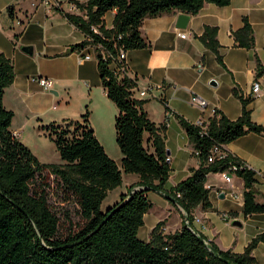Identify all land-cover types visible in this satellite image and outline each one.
<instances>
[{"label": "trees", "instance_id": "trees-1", "mask_svg": "<svg viewBox=\"0 0 264 264\" xmlns=\"http://www.w3.org/2000/svg\"><path fill=\"white\" fill-rule=\"evenodd\" d=\"M230 1L69 0L77 14L53 8L84 37L69 51L86 50L97 62L100 84L116 108L114 136L121 154L119 166L97 140L87 111L79 121L38 127L53 142L61 161L41 163L11 129L14 114L4 107L3 97L14 81V67L0 53V264H258L252 253L264 242V234L251 239L242 253L222 251L193 232L183 214L181 227L173 233H165V221H160L147 241L137 237L144 216L152 208L147 193L154 191L180 207L190 221L194 209L211 207L207 176L223 173L232 165L243 184V216L264 214V200H257L254 189L255 173L245 163L230 154L208 163L214 147L222 150V146L248 134H264V127L251 120L248 106L252 99L232 90L241 104L240 116L233 121L215 111L199 127L177 116L198 167L189 169L188 177L164 190L172 171L165 147L166 125L149 119L144 110L146 101L135 97L137 79L128 76L127 61L119 58L150 47L141 33L144 20L171 13L194 16L205 4L224 7ZM6 11L12 19L15 6H8ZM111 12L112 26L106 28L105 16ZM20 25L24 29L25 22ZM21 32L12 38L17 39ZM217 33L216 27L206 26L197 39L225 69ZM231 37L235 48L255 47L253 30L245 17ZM256 62L259 78L264 67ZM122 174L135 175L138 181L102 210L107 193L121 186ZM52 196L60 204L75 205L82 219L76 230L61 231L60 219L49 202Z\"/></svg>", "mask_w": 264, "mask_h": 264}, {"label": "crops", "instance_id": "crops-1", "mask_svg": "<svg viewBox=\"0 0 264 264\" xmlns=\"http://www.w3.org/2000/svg\"><path fill=\"white\" fill-rule=\"evenodd\" d=\"M68 1L32 0L30 7H25L23 0H0V53L14 67V81L4 92L3 104L14 114L11 128L15 124L12 131L21 142L29 129L38 130L41 125L68 119L70 107L75 104L79 120L85 111L89 112V124L105 150L102 140L108 141L114 136L116 108L100 84L93 54H90V60L79 62V57L88 52L69 51L71 45L81 42L84 37L51 9L56 2L63 11L77 14ZM10 5L15 6L12 19L6 11ZM113 15L111 12L105 16L106 28H111ZM178 15L180 13H171L144 20L141 33L150 47L126 53L128 76L137 79L138 91L145 90L152 98L156 97L163 108L157 109V116H152L149 107L144 110L152 122L166 125L165 147L170 166L178 163L180 168L175 178L179 175L182 178L171 184L170 175L164 190L188 177L189 169L198 167V159L192 155V145L179 126L177 116L192 124L207 123L215 111H220L229 120H236L241 113V104L232 95V90L236 89L252 99L248 106L251 120L264 127V73L256 77V60L264 67V0H231L224 7L205 4L198 14L188 15L184 30L176 28ZM244 17L253 30V50L235 48L231 37L232 31L241 28ZM22 21L25 22L24 29L20 25ZM206 26L218 30L217 40L225 69L197 39ZM178 31L185 32L187 38L176 37ZM20 32L14 40L13 35ZM21 46L30 47L32 53H23ZM39 78L52 81V88L44 90L40 87ZM255 82L260 90L257 95H252ZM138 91L135 94L138 100L146 97H141ZM193 96L203 99L206 107L199 109L192 105ZM169 139H172V145ZM222 151L236 157L255 173L256 197L258 201L264 200V134L243 136L222 146ZM228 175L230 177V173ZM231 175L230 183H225L219 173L207 176L211 207L194 209L192 219H198L200 223H194L193 229L219 250L242 253L251 239L264 234V214L243 216V184L235 174ZM173 206L178 214L177 222L170 229L167 213L165 233H173L181 227L183 212ZM224 215L228 217L226 220ZM252 254L258 264H264V242L259 243Z\"/></svg>", "mask_w": 264, "mask_h": 264}, {"label": "rangeland", "instance_id": "rangeland-1", "mask_svg": "<svg viewBox=\"0 0 264 264\" xmlns=\"http://www.w3.org/2000/svg\"><path fill=\"white\" fill-rule=\"evenodd\" d=\"M31 1L32 0H23L24 6L30 7ZM141 100H146L144 107L150 108V112L152 116H157L158 114L157 109L161 108L163 110V108L161 107V104L157 101V98L156 97L152 98V96L149 93H146V97L141 98ZM8 103L9 102L6 103L7 106H8ZM70 108H71L70 109L71 111L67 114V117H66L68 119L62 120L59 122L56 121V123L64 125L66 121H70V120L79 121V118H77L78 107L75 104H72ZM13 128H15V124H13ZM25 133L26 134L23 137H21V139L24 141L22 143L29 148V150L33 153V155L41 163H47V164H60L61 163L59 156L55 150V146L53 142H51L48 138H46L42 132H39L37 129L36 130L29 129V131ZM171 140L172 139H169L168 141L170 145H172ZM102 142L105 146L106 154L109 156V158H111L119 166L121 154L116 145L115 136H113V138L111 139L109 138L108 141L102 140ZM171 169L172 171L170 173L171 175L170 183L172 184L180 180V178L182 177L181 175H179V177L175 178L177 173L180 172L178 163H173ZM216 177L218 178V176ZM230 177H232L231 174H230ZM50 180H52L51 177H50ZM137 181L138 179L135 175L122 174L121 186L107 193V196L103 200L100 208L102 210H105L106 207L111 206L113 203L117 202L119 200V196L122 193L124 194L127 188L130 185L136 183ZM147 194H148V198L150 202L152 203V208L144 216V224L138 230L137 237L141 241L148 240L151 228L158 222L164 221V218L167 217V213H169L168 215H170L169 218L168 217L166 218L168 219L167 224L170 229L174 227L175 223L177 222V217H178L177 211L175 207L173 206V204L166 201L163 197H161L154 191H150ZM49 202L52 205L53 209L56 211L60 219V227H61L62 232H68V230H76V228L82 224V219L80 218L78 210L75 207V205L60 204L58 202V199L54 196L50 197Z\"/></svg>", "mask_w": 264, "mask_h": 264}, {"label": "built area", "instance_id": "built-area-1", "mask_svg": "<svg viewBox=\"0 0 264 264\" xmlns=\"http://www.w3.org/2000/svg\"><path fill=\"white\" fill-rule=\"evenodd\" d=\"M60 4L58 3H53L51 9H53L54 7H59ZM71 9H75L74 5L72 4ZM176 37L180 38V39H186L187 38V34L183 31H178L176 32ZM120 59H126V55L121 54ZM90 60V54H85L79 57V62H83V61H88ZM124 72V69L122 70ZM38 85L40 87H42L44 90H50L52 88V81L46 79V78H39L37 79ZM260 90V86L257 82H255L252 85L251 88V92L252 95H257L258 92ZM138 91V90H137ZM139 95L141 97H144L146 95V91H138ZM191 104L194 105L195 107L199 108V109H204L206 107V102L201 99L200 97L197 96H193L192 100H191ZM195 125L202 127L203 125H205V123L199 121L197 122ZM226 156V153H224L219 147H214L211 151V155L208 158V163H212L213 160L215 158L217 159H224V157ZM246 166V165H245ZM247 167V166H246ZM248 168V167H247ZM249 169V168H248ZM237 170V167H235L234 165L230 166V168L228 170H226L223 173H219L222 177V179L224 180L225 183H230L231 182V178L229 177V173L230 174H234V172ZM176 197H179V195L177 194ZM178 209H180L183 212V216H184V222L185 224L195 233H197L194 229H193V224H199V220L198 219H191L190 221L187 219V215L184 213V211L178 207ZM228 217L226 215H224L223 219L226 220Z\"/></svg>", "mask_w": 264, "mask_h": 264}, {"label": "water", "instance_id": "water-1", "mask_svg": "<svg viewBox=\"0 0 264 264\" xmlns=\"http://www.w3.org/2000/svg\"><path fill=\"white\" fill-rule=\"evenodd\" d=\"M188 20H189V16L185 15V14H180L177 17V21H176V28L184 30L186 29V26L188 24ZM20 50L25 53L30 55L32 53V49L28 46H21ZM211 84H214L213 82H211ZM54 95H56L55 92H52ZM167 155L169 156V152L167 151ZM220 198H223V195H220ZM233 225H236V223L234 222Z\"/></svg>", "mask_w": 264, "mask_h": 264}]
</instances>
